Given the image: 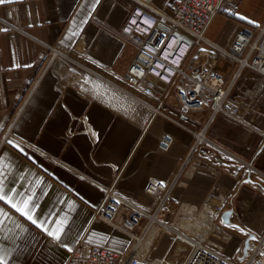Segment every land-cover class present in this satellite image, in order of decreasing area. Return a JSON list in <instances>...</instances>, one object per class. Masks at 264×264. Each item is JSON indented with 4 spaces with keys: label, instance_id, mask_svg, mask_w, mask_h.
<instances>
[{
    "label": "crops",
    "instance_id": "1",
    "mask_svg": "<svg viewBox=\"0 0 264 264\" xmlns=\"http://www.w3.org/2000/svg\"><path fill=\"white\" fill-rule=\"evenodd\" d=\"M176 1L0 4V184L18 206L32 197L30 214L38 223L53 232L62 229L59 239L49 236L6 201L0 202V247L10 264H64L80 242L123 255L136 246V255L150 264H158L168 252L166 259L181 264L189 247L177 244L184 248L181 254L169 249L175 232L199 241L206 234L205 242L219 249L237 242L230 229L241 230L245 238L264 234V210L251 200L240 205L235 201L242 190L264 189V88L258 87L259 76L202 43L227 83L239 73L229 99L242 122L209 110L179 118L172 97L161 109L169 118H150L144 101L155 102L120 80L135 53L118 34L129 8L141 5L170 13ZM245 24L264 25V0H235L230 13L212 18L204 37L227 41ZM77 46L80 52L69 60L45 63L49 47L72 54ZM172 119L191 129L206 128L207 138L227 153L222 165L187 158L192 135ZM162 136L170 139L166 152L158 147ZM154 178L172 189L164 209L166 226L155 223L145 232L140 221L128 233L93 220L106 190L125 202L116 225L125 220L130 206L152 210L155 202L145 186ZM214 191L224 196L220 214L227 215V223L221 226L222 238L212 234L218 217L209 202ZM241 206L257 217H244ZM139 235L136 245L133 236Z\"/></svg>",
    "mask_w": 264,
    "mask_h": 264
},
{
    "label": "built area",
    "instance_id": "2",
    "mask_svg": "<svg viewBox=\"0 0 264 264\" xmlns=\"http://www.w3.org/2000/svg\"><path fill=\"white\" fill-rule=\"evenodd\" d=\"M234 1L177 0L170 13L141 5L129 8L118 34L134 47L135 53L120 80L134 88L138 94H145L155 102L150 105L144 101L149 108L150 118L156 114L169 118L161 109L166 106L169 97H172L179 118L209 110L212 114L222 113L242 122L237 105L229 99L233 81L239 73L233 74V81L227 83L224 75L216 68L217 60L202 49V43H205L222 59L238 63L240 68L251 69L259 76L258 87L264 88V25L245 24L236 29L227 41L213 42L204 37L212 18L218 13H230ZM133 20L136 23H132ZM78 47L72 54L49 47L45 63L52 64L59 58L69 60L71 55L80 52ZM115 86L122 90L120 86ZM244 92L248 93L247 90ZM125 93L132 95L131 92ZM172 120L185 127L192 135L193 142L187 149V158L196 156L205 162L222 165V156L227 153L220 144L207 138L206 128L191 129L179 120ZM169 145L170 139L162 136L159 149L166 152ZM241 165L243 163H239L238 167ZM255 187L264 194L263 188ZM145 193L154 200V208L146 211L142 207L130 206L131 210L125 220L116 225V215L125 202L113 191L106 190L94 212L93 220L109 223L128 233L140 221L144 222L145 232L155 223L166 226L164 209L171 199V186L165 181L150 179L145 186ZM209 202L216 209L217 224L223 227L225 223L220 214L222 205L216 193H210ZM133 237L136 245L139 244L142 235ZM173 242L190 246L182 264H264V234L249 238L246 252L241 258L238 257L239 261L229 256H241V252L237 253L235 250L228 256L218 247L192 239L184 233L175 232ZM167 254L168 252L164 258ZM164 258L158 264H175ZM64 264L150 263L136 255V246L123 255L99 245L80 242L70 250Z\"/></svg>",
    "mask_w": 264,
    "mask_h": 264
},
{
    "label": "rangeland",
    "instance_id": "3",
    "mask_svg": "<svg viewBox=\"0 0 264 264\" xmlns=\"http://www.w3.org/2000/svg\"><path fill=\"white\" fill-rule=\"evenodd\" d=\"M197 61H198V59L196 60V62ZM214 193H218V192L217 191H214ZM220 194L222 195V193H220ZM217 198L219 199V201L221 202V205L223 206V198H224V196L223 195L220 196V197L217 196ZM237 200H238V204L239 205L240 204H243V202L246 201V200H251L254 203H257V205L261 209L264 210V194H261L259 191H255V189H253V190H248V189L247 190L246 189L245 190H242L238 196L236 194V198H235L236 203H237ZM222 206H221V209H222ZM244 209L245 208L243 206L240 207V210L242 211V213H244V217H248V218H255V217H257L256 216L257 215L256 212H253V211L246 212ZM247 224L248 225H251L250 224V221ZM228 229H230V228H228ZM228 231H232V232L234 231V233L237 235V242L235 244H232L230 242L223 243L222 244V249H221L222 252L224 254L228 255V254H232L233 252H235V250H237V253H240L239 249L242 248V243H243L242 239L245 238V236H243L245 234L241 230H239V229H237V231H235L234 229H230ZM211 239L212 238L209 237V240H211ZM201 240L207 241V235L206 234L203 235V237L201 238ZM172 243H175V242H171V245H172ZM207 243H209V242H207ZM178 244H182V242L181 243H178ZM185 245H187V244H185ZM178 248H181V245L180 246H178V245L175 246L174 245V246L170 247V250L171 251L176 250L177 252H179V254H181L182 251H179ZM229 257H232L236 261H239V258H238L239 255H236L235 257L234 256H229Z\"/></svg>",
    "mask_w": 264,
    "mask_h": 264
},
{
    "label": "snow or ice",
    "instance_id": "4",
    "mask_svg": "<svg viewBox=\"0 0 264 264\" xmlns=\"http://www.w3.org/2000/svg\"><path fill=\"white\" fill-rule=\"evenodd\" d=\"M5 2L6 0H0V4H3ZM132 23H136V21L133 20ZM31 200H32V197L29 196L27 199L22 201V206H18L17 203L13 202L12 197L7 196V194L4 191L3 185L0 184V202L6 201L7 204L10 205L12 209H15L17 212L21 213V215L24 216L33 225H36L42 228L47 233V235L54 236L56 239H59L62 229L53 232L49 230L47 227H45L43 223H38V218H34V216L30 214L32 211V209L29 206ZM65 247H67V245H65ZM0 264H10V262L6 259V253L2 247H0Z\"/></svg>",
    "mask_w": 264,
    "mask_h": 264
},
{
    "label": "bare ground",
    "instance_id": "5",
    "mask_svg": "<svg viewBox=\"0 0 264 264\" xmlns=\"http://www.w3.org/2000/svg\"><path fill=\"white\" fill-rule=\"evenodd\" d=\"M230 2H232L233 0H229ZM216 234L217 236H219V238H222V235H223V233H224V229L221 227V226H219L218 224H216L215 225V227H214V229H213V231H212V234ZM215 236V235H214ZM177 244L178 243H173L172 245H171V247L172 246H177ZM209 244H212V245H214V246H216V247H218L219 248V246H218V244H216V243H212V242H209ZM188 247H189V245H188ZM170 249V248H169ZM179 249V251H184V248L183 247H181V248H178ZM189 251H190V247H189V250H188V253H189ZM188 253H187V255H188ZM186 255V256H187ZM186 258V257H185ZM184 258V259H185ZM164 260H166V261H168V262H171V261H169L168 259H166V258H164ZM184 261V260H183ZM172 263V262H171ZM183 263V262H182ZM181 263V264H182Z\"/></svg>",
    "mask_w": 264,
    "mask_h": 264
},
{
    "label": "water",
    "instance_id": "6",
    "mask_svg": "<svg viewBox=\"0 0 264 264\" xmlns=\"http://www.w3.org/2000/svg\"><path fill=\"white\" fill-rule=\"evenodd\" d=\"M227 215H225V214H222L221 215V217H222V219H223V221L225 222V223H227V217H226ZM254 235H252V234H249L244 240H243V244H242V248H241V256H239L240 258L245 254V252H246V248H247V242H248V240H249V238H251V237H253Z\"/></svg>",
    "mask_w": 264,
    "mask_h": 264
},
{
    "label": "trees",
    "instance_id": "7",
    "mask_svg": "<svg viewBox=\"0 0 264 264\" xmlns=\"http://www.w3.org/2000/svg\"><path fill=\"white\" fill-rule=\"evenodd\" d=\"M247 236V235H246ZM239 251L241 252V249H239Z\"/></svg>",
    "mask_w": 264,
    "mask_h": 264
}]
</instances>
